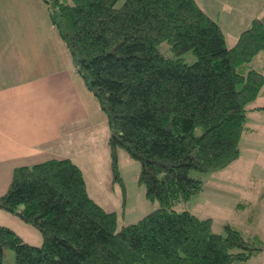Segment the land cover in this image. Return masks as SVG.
Returning <instances> with one entry per match:
<instances>
[{
	"label": "trees",
	"instance_id": "16d2710c",
	"mask_svg": "<svg viewBox=\"0 0 264 264\" xmlns=\"http://www.w3.org/2000/svg\"><path fill=\"white\" fill-rule=\"evenodd\" d=\"M84 84L105 112L113 181L123 184L118 147L141 161L140 181L159 207L119 226L89 193L72 158L14 168L0 208L39 228L42 244L0 223L15 264H233L264 252L260 233L175 205L203 189L194 170L240 156L249 103L264 94V16L228 46L222 25L197 0H44ZM169 44L166 53L161 44ZM192 50L188 62L182 55ZM260 107V106H256Z\"/></svg>",
	"mask_w": 264,
	"mask_h": 264
},
{
	"label": "rangeland",
	"instance_id": "374dc122",
	"mask_svg": "<svg viewBox=\"0 0 264 264\" xmlns=\"http://www.w3.org/2000/svg\"><path fill=\"white\" fill-rule=\"evenodd\" d=\"M13 1L15 4L22 2L18 11L22 7L21 16L29 22L27 27L31 34L22 30L24 28H21L18 20L22 34L16 35V39L9 35L11 41L20 44L25 37V46H28L29 50L28 40L32 38L37 51L40 52V59L33 60L38 57L36 49L27 51L28 59L33 60L30 66L40 65L41 73L62 70V73L58 74L54 71V81L57 76V79L67 82L68 89L71 90L68 94V105H76L75 108L79 107L81 111L80 116L73 117V122L68 118V125L65 124L67 127L64 129L66 135L57 141L44 142L39 147L43 149L41 153L31 158L24 157L21 162H0V195L8 190L16 166L49 158L69 157L81 167L90 195L107 210L117 212L120 227L138 221L160 205L157 199L148 198L146 185L140 181L141 161L124 147H118L123 184L113 181L111 149L108 142L110 128L106 114L94 93L84 84L68 46L52 24L48 4L44 0ZM27 2L33 4V10L25 6ZM235 3L233 9L227 11L231 18L213 16L223 27L228 46L236 43L241 31L249 27L255 17L264 16V0H239ZM49 25L55 29L51 37L47 28ZM39 40L41 42L38 44ZM160 46L165 53L166 50L171 53L167 42ZM182 55L188 62L197 58L192 50ZM253 66L264 72V52L254 59ZM48 93L49 90L46 94ZM61 93L62 89L58 88L57 94ZM254 105L261 106L256 109L248 108L246 124L253 130L243 134L240 156L222 168L194 170L192 173L203 179V189L188 200L176 204L175 208L190 209L199 216L212 217L214 228L220 233L226 234L225 225L230 223L245 233L257 232L264 238V94L249 103V107ZM79 117L82 118L81 121H78ZM0 223L13 228L31 244L39 245L44 241L42 231L24 220L17 212L0 208ZM3 264H15L13 248H5ZM233 264H264V252L246 262L236 261Z\"/></svg>",
	"mask_w": 264,
	"mask_h": 264
},
{
	"label": "crops",
	"instance_id": "0c3cea01",
	"mask_svg": "<svg viewBox=\"0 0 264 264\" xmlns=\"http://www.w3.org/2000/svg\"><path fill=\"white\" fill-rule=\"evenodd\" d=\"M197 2L211 17L219 18L222 15L231 18L227 11L233 9V5L239 0ZM28 3L25 6L33 10V4ZM20 6L22 2L15 4L13 0H0V162H21L24 157L31 158L41 153L43 149L39 147L44 142L57 141L66 135L64 129L67 127L65 124L68 125V118L73 122V117L80 116L81 111L79 107L75 108L76 105H68V94L71 90L68 89L67 82L57 79V76L54 81V71L58 74L62 70L41 73L40 65L30 66L33 60L40 59L35 41L32 38L28 40L29 50L36 49L38 55L33 60L28 59L29 50L25 46V37L20 44L11 41L9 35L16 39V35L22 34L18 20L21 28L26 31L22 30L31 34L27 27L29 22L21 16L22 7L18 11ZM231 23L232 20L228 28ZM47 28L51 37L55 29L51 25ZM48 36L49 34L47 39ZM39 42L41 41L38 44ZM58 88L62 89L61 95L57 94ZM48 90L49 93L46 94ZM250 108L256 109V106ZM81 120L79 117L78 121ZM252 130L253 128L249 132Z\"/></svg>",
	"mask_w": 264,
	"mask_h": 264
},
{
	"label": "water",
	"instance_id": "95a60500",
	"mask_svg": "<svg viewBox=\"0 0 264 264\" xmlns=\"http://www.w3.org/2000/svg\"><path fill=\"white\" fill-rule=\"evenodd\" d=\"M20 215V212H17Z\"/></svg>",
	"mask_w": 264,
	"mask_h": 264
}]
</instances>
